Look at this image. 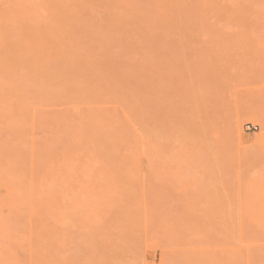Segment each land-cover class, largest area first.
Listing matches in <instances>:
<instances>
[{
  "label": "bare ground",
  "instance_id": "6f19581e",
  "mask_svg": "<svg viewBox=\"0 0 264 264\" xmlns=\"http://www.w3.org/2000/svg\"><path fill=\"white\" fill-rule=\"evenodd\" d=\"M223 29L262 32L264 0H0V139L8 135L0 143V264H74L53 257L54 242L61 247L75 235L85 240L92 223L96 230L98 223L111 226L117 196L108 193L115 194L118 180L105 176L143 175L146 167L132 158H164L174 144L166 135L182 80L191 85L195 111L207 103L208 90L194 74L209 83L228 73L205 68L218 61L226 67L227 51L216 48L209 58L200 47L187 54L175 47L200 43L202 31L216 32L207 40L225 47L232 37L217 33ZM239 35L232 36H250ZM111 52L121 59L133 54L134 61L121 62ZM185 62L194 68L183 74ZM199 62L205 67L196 70ZM258 119L264 133L263 114ZM226 125V139L239 138L240 114ZM45 126L48 136L36 139ZM195 137L199 147L208 144L202 131ZM211 162L222 173L217 155ZM70 186L83 191L69 196ZM260 207L255 233L246 232L247 220L238 223L239 234H228L227 264H264ZM171 247L164 264H190V256L174 253L179 246ZM142 257L133 251L130 264H145Z\"/></svg>",
  "mask_w": 264,
  "mask_h": 264
},
{
  "label": "rangeland",
  "instance_id": "374dc122",
  "mask_svg": "<svg viewBox=\"0 0 264 264\" xmlns=\"http://www.w3.org/2000/svg\"><path fill=\"white\" fill-rule=\"evenodd\" d=\"M237 30L223 29L224 32H217L232 37L225 47H218L216 43L207 40L209 34L216 32L205 31L197 32V39L200 34L204 37L200 43L194 46L179 43L175 47L177 52L186 54L200 47L199 51L208 53L209 58V51L215 52L218 48L227 51L230 61L225 57L221 59L226 61V67L219 64L222 61H213L217 62L216 66L211 60L215 66L207 62L205 67L199 62L200 65L196 64L195 68L197 70L202 65L206 69H226L229 74L225 72L222 79L217 78L208 83L192 73L203 88L200 87L201 90L204 87L208 90L207 103L195 110L196 113L190 100L191 85L188 81H181L179 104L176 106L178 110L168 124L166 135L168 141L173 137L174 144L178 139L177 149L172 139L169 143L165 138L164 145L169 143V146L165 148L167 156L164 155V158H150L146 161L132 158L131 162L137 167H146L143 175L122 172L105 176L107 179L114 177L118 180L115 194L112 191L108 193L117 196V202L110 210L113 217L111 226L98 223L96 230V225L92 223L86 225L85 240L79 242L78 238L75 239L77 235L70 234L72 237L63 246L59 247L54 242V258L72 259L74 264H130L131 254L136 250L143 256L145 264H164L165 253H168L165 249L170 251L171 247L169 241L174 243L171 247L173 250L180 247L176 248L175 254L180 251L191 257L190 264H227L226 256L230 247L227 236L230 231L239 234L238 223L247 220L250 223L246 232L255 233L258 230L257 226L262 220L260 204L264 207V133L258 119L259 114L264 116V30ZM238 33L255 38L251 37L252 40L249 36L252 41L242 38L237 41L241 37ZM254 55L259 56L254 59ZM116 56L120 55L111 52V58ZM125 58H119V61H134L133 54ZM193 68L192 62H185L181 66L183 74ZM202 80L205 82L202 83ZM236 112L241 116V133L239 138H235L239 139V142L236 141L238 144L234 143L233 136L228 138L231 143L226 139L231 137L226 123ZM246 124L256 126V129L247 130ZM45 128L37 129L36 139L42 140L48 136L50 132ZM198 131L205 134L208 142L206 146L195 144ZM6 134L2 135L0 143L8 139ZM3 136L6 139L3 140ZM214 155L218 156L222 164V173L212 167L211 159ZM76 178L82 179L80 176ZM89 187L93 192L98 190L96 186ZM74 190L78 192L79 189L70 186L68 195L76 196ZM80 190L83 191L82 187ZM143 201L146 202L145 206ZM239 203L242 204L239 206ZM145 219L149 223H145ZM21 255L18 254L20 260L24 259Z\"/></svg>",
  "mask_w": 264,
  "mask_h": 264
},
{
  "label": "built area",
  "instance_id": "2783aa9c",
  "mask_svg": "<svg viewBox=\"0 0 264 264\" xmlns=\"http://www.w3.org/2000/svg\"><path fill=\"white\" fill-rule=\"evenodd\" d=\"M246 129L247 130L256 129V126L246 124Z\"/></svg>",
  "mask_w": 264,
  "mask_h": 264
}]
</instances>
